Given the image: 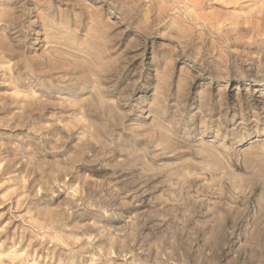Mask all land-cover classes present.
<instances>
[{
	"label": "rangeland",
	"instance_id": "1",
	"mask_svg": "<svg viewBox=\"0 0 264 264\" xmlns=\"http://www.w3.org/2000/svg\"><path fill=\"white\" fill-rule=\"evenodd\" d=\"M0 264H264V0H0Z\"/></svg>",
	"mask_w": 264,
	"mask_h": 264
},
{
	"label": "bare ground",
	"instance_id": "2",
	"mask_svg": "<svg viewBox=\"0 0 264 264\" xmlns=\"http://www.w3.org/2000/svg\"><path fill=\"white\" fill-rule=\"evenodd\" d=\"M65 253V252H64Z\"/></svg>",
	"mask_w": 264,
	"mask_h": 264
}]
</instances>
